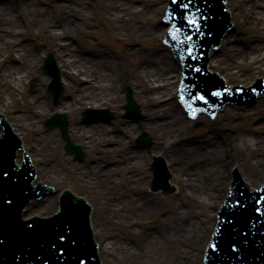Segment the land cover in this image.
<instances>
[{
	"label": "bare ground",
	"instance_id": "bare-ground-1",
	"mask_svg": "<svg viewBox=\"0 0 264 264\" xmlns=\"http://www.w3.org/2000/svg\"><path fill=\"white\" fill-rule=\"evenodd\" d=\"M49 1L0 0V81L3 87L0 91V109L7 110L6 115L10 123L20 135L25 137V134L35 132L30 135L32 138L27 140L26 150L30 151L33 162L41 163V169L48 174L49 180L57 185H65L66 178L62 175L57 177L56 164H49L48 158L45 159V156L41 155L40 141L43 136L36 127L43 116L49 115L50 110L54 111L49 103L50 99L37 97L40 91L25 95V83L39 72L41 57L38 56L37 48L19 41L23 36V26L26 24L35 27L36 32L43 33L53 46L55 44V56L61 64L63 84L70 88V98L59 101V106L56 107L58 112L76 113L84 106L101 108L104 104L117 107L121 102L122 92L127 87V80L133 82L135 97L144 101L142 120H126L118 116L115 119L119 126L116 131V128L112 129L110 125L101 126L107 133L103 139L97 137L99 132L91 126L92 123L85 121L83 124H75V130L69 131L70 137H75L83 143L86 152L89 150L95 154L91 165L84 163L81 169L75 168L74 177L81 178L82 184L89 189L103 185L107 190L121 184L134 190V198H123L122 205L119 202L112 203L108 197L102 202V209L110 212L113 224L117 223L115 216L120 214L134 217L126 223L120 221L124 225L130 224V227L135 219L141 217L139 214H154V218L158 213L164 214L163 209L157 211L156 208L160 205L153 198L154 195H145L143 184L138 182L148 175L145 169L147 155L144 157V154H139L138 150L130 146L129 141V137L134 138L149 131L154 138L153 151L165 157L172 165L171 171L175 174L171 178V184L180 183L178 197L168 207L166 216L158 217L167 223L163 228L158 227L144 236L138 235L133 244L143 250L148 248V264H202L205 246L217 223V211L228 192L232 167L245 168L246 172V167L242 166L246 165L242 156L249 153L255 169L251 175L241 170L243 176L254 187H259L264 181V120L261 119L264 97L254 105H242V109L233 112L234 118L246 113L252 114L255 124L250 123L245 129L235 122L227 124L220 121L221 128L217 131H208L206 128L209 125H205L206 131H202L198 138L185 136L182 140L183 147H178L175 144L179 140L171 138L184 131L188 123L192 122L185 120L183 109L177 104L176 94L182 66L172 60L170 52L165 48H155L154 53L150 54L146 47L127 48L122 51L126 60L124 62L121 57L118 58L108 50L100 52L84 49L79 43L65 40L71 39L72 32L79 27L77 20L80 15H84V7L78 4L81 0H77V3L71 0L76 5L73 8L66 0L57 3L55 8ZM146 1L153 2V7L145 4ZM166 1L104 0L103 5L105 16L113 28L117 27L121 35L131 32L130 38L135 40L133 45L139 46L141 41H145L146 35L154 38L163 37L166 33L168 24H153L156 21L153 15L165 12ZM227 1L233 18L241 15L244 29L253 31V38L246 43L242 40L235 42L234 36L229 33L223 39L224 44L230 41L235 43L223 45L225 49L222 55L221 52L213 53L209 68L219 71L231 85L247 86L254 80L251 75L262 73L264 70V0ZM130 2L132 6L129 5ZM132 19L136 20L137 25L132 26L127 22ZM147 19L153 21L150 26L144 24ZM131 54H137L140 59L131 61ZM4 91L9 93L12 103H7ZM19 95L22 96L24 105L17 114L12 109L15 97ZM226 109L227 107L225 112ZM223 114L224 112L218 114V120ZM120 130L127 138L116 134ZM118 141L120 143L114 145ZM102 142L105 144L104 148L97 145ZM18 156V163H21L22 151H18ZM105 156L107 159H104ZM116 174H119V179L115 177ZM130 180H134V183L131 184ZM37 181L34 184H37ZM58 197L59 193L46 196L41 201L31 202L27 205L25 218L40 214L50 215L47 211L57 202ZM57 208L56 206L51 214ZM93 222L95 236L108 239V242L101 246V250L112 257V264H130L136 259V252L128 241L125 243L124 235L114 233L112 226H106L102 221Z\"/></svg>",
	"mask_w": 264,
	"mask_h": 264
},
{
	"label": "rangeland",
	"instance_id": "rangeland-1",
	"mask_svg": "<svg viewBox=\"0 0 264 264\" xmlns=\"http://www.w3.org/2000/svg\"><path fill=\"white\" fill-rule=\"evenodd\" d=\"M49 1V0H48ZM63 0H50L49 3L51 6H55L57 5V3H62ZM76 1L77 0H73ZM66 2L68 4H71V7H75L76 5L74 3L71 2V0H66ZM104 0H81V3H78L81 7H84L83 10V14L84 15H80L79 19L77 20L79 27L76 29V31H73L71 34V39H65L71 42H75V43H79L81 44V47H83L84 49H89V50H95V51H102V50H108L110 51L112 54L116 55L118 58L121 57L122 61L126 62L124 56L122 55V51L123 50H127V48L131 49V48H136L138 47V49L142 48V47H146L147 51L152 54L156 49H160L164 48L163 43L161 41L162 37H151L146 35L145 41H141L138 45H133L135 44V40L134 38H130L131 32H127L125 35H121V33L119 32V30H117L116 28H113V25H111L108 22L107 17L105 16V12H104V8L105 5H103ZM163 3V2H162ZM145 4H149L150 7H153V2H148L146 1ZM131 2H130V4ZM233 9H235V6H233ZM130 8L128 9V11L130 12ZM237 10V9H236ZM163 13H160L159 15H153V17L156 19V21H150V19H147V21L142 20L143 22L145 21V25L146 26H150L151 22L153 24H159L161 22V17H162ZM23 18H25L22 15ZM132 17V16H131ZM234 21L236 22V32L235 33H231L230 36H234V41L238 42L239 40H242V42H249L250 38H253V31H246L244 29V25H243V19L241 17V15L234 19ZM130 25L135 26L137 25V22L135 19H132L131 21H127ZM36 24V22H34ZM23 36L21 38H19L21 43H29L30 45H32L33 47L38 49V56H40L42 58V61L40 62V66L38 67V71L37 74H35L33 77H30L27 80V83H25V95L28 96L30 95L32 92L34 91H40L37 94V97H46L48 99H50V104L52 106V108H56L57 106H59V103L62 100L68 99L70 98L69 96V87H67V85L64 86V95L62 96L60 102L58 104H54L53 98L52 96H50L51 94L48 92V82L51 80V77L49 75H46L44 77V70L42 68V65L44 64V55H48L49 52L54 53L55 55V49L53 46V43L50 42L48 37H45L43 35V33H38L35 31V27L32 26H23ZM68 36V35H67ZM235 42H226V45H230L233 44ZM132 44V45H131ZM166 49V48H165ZM225 48L221 49V55L222 52L224 51ZM168 51V50H167ZM46 52V53H45ZM249 57L251 55H248ZM56 57V56H55ZM13 59V57H12ZM14 59H18V57H14ZM130 59L131 61H138L140 59V57L137 54H131L130 55ZM56 61H57V65L60 69V72L62 70L61 68V64L60 62L57 60L56 57ZM225 63V62H224ZM127 70H129V68H127ZM125 72V71H124ZM262 73H259L261 75H259L258 73H255L253 75H251V78L253 77L254 79L264 75V70L261 71ZM62 74V72H61ZM35 79L36 80V86H32L31 85V81ZM67 83V82H66ZM127 87H131L132 91H133V96L135 97L134 93L136 92V89L133 85V82H130L129 80H127L126 83ZM127 87H125V89L122 92V99L121 102H119L117 107H114L113 105H109V104H104V106H101L102 108H108L110 109L113 113H114V117L107 123L104 122H99L96 124H91V126L95 127V130H97L98 135L97 137L99 139H103L104 134L107 133L105 131L104 128H101V126L103 125H110L112 129L116 128L114 131L117 130V128H119V126H117V124L115 123V119L118 116H121L122 118L126 119V120H137L140 119L142 120L144 117V105H143V100L141 99H137L135 97V100L137 101V103L140 106V117L139 118H130L126 115L125 110H123V106L126 103V92H127ZM2 83L0 81V91H2ZM6 94V101L7 103L10 102L12 103V99L9 96V93L7 91H4ZM42 93V94H41ZM23 101H22V96L19 95V97H15V103H14V107L12 110H15V113L19 112L20 110L23 109ZM90 107V106H88ZM87 107L84 106L81 110L77 111L76 113H66L69 117L70 120V130H75V124L78 123H82L83 124V120H82V116L81 113L82 111H84ZM242 109L240 108V105H234V106H227L226 112L224 110V114L221 115V119H217L213 122H211V120H209L206 116L201 117L199 120L193 122V123H188V127L182 131V132H178V136H176L177 138H182V137H191V139H196L198 138L202 131L205 130V125H209L208 131L212 130V131H217L219 127V123L220 121H225V123L227 124H231L233 122L237 123L240 125V127H244L245 129L248 128V125L250 123H253L254 121V117L252 114L250 113H246L243 114L239 117L234 118L233 112L234 110H239ZM26 110V109H25ZM56 110V109H54ZM4 111H7L6 109H4ZM3 110L0 109V112H4ZM50 114L43 116L41 118V121L39 124H37V129H40L39 132L41 133V135L43 136V139L40 141V145H41V149H42V156H45V159L48 158L49 164H56V170H58V175L57 177L59 178L60 175L64 176L66 178V184L65 185H57L54 182H52L51 180H49L48 178V174L46 175L45 171L43 169H41V163H35L37 169L38 166L40 167L39 169V179L42 180L43 182L49 184V185H54L56 186V188L58 189V191H61L62 189H71L72 191H76V194L78 195H82L83 197H85L88 201H90L92 203V205L94 206V221L97 222H104L107 225H110L111 229L114 231V233H118L120 235H124L125 237V243L128 241L129 245L133 246V250L136 252V259L133 260V262H131L130 264H148L147 263V253H148V248H143L142 247H138L137 245L133 244V242H135V240H137V236L141 235L144 236L149 232H153L154 229L159 228H163V226L167 223L166 221H161V220H157V218L160 217H165L166 216V211L168 209L169 206H171L174 202L175 199L178 197V188H179V183L180 182H174L172 183L175 186V191L170 194V195H163L160 192H154L151 191L150 189V182H151V175H152V171L150 170V162H152V158L154 157V155H157L155 153V151H153V146H154V138L151 135V133L149 131H145L144 133L148 134L151 138V144L149 145V147H142L138 144H136L137 142V137H129V141H130V146L136 150L139 151V154H144L147 155L146 158V164H145V169L148 172V175L144 178V180L142 181H138L140 184L142 185V188L145 191V195H154V199L156 201L159 202V205L157 209V211L159 209H163L164 210V214H156L157 217L154 218V214L152 215H138L141 216L139 217V219H135L133 225L131 227H136L131 228L130 224L129 225H124L122 222L120 221H124V223L128 222V220H130L131 218L133 219L134 217H132L131 215H117L115 216V218H117V223L113 224L112 223V216L110 215L109 211H105L102 209V202L104 201V199H108L112 200V203L115 204V202H119L120 205L124 204L123 203V198L127 197V196H131V199L134 198V194L132 192H134V190H130L129 188L125 187L124 185H117L113 188H109L107 190H105V188L103 187V185L97 186V187H93L92 188H86L84 186V184H82L81 178L79 177H74V171L75 168L76 169H81L80 167H82V165L85 164H92V158H94L93 156H95V154L93 152H85V148L83 143H81L80 141H78L75 137H71L70 139L75 142L78 143L80 145H82V148L85 152V157L83 161H78L74 159V156L72 154H70L69 152H67V150L65 149V142L61 137V132L59 129H48L47 127H45L44 123L45 121L52 116L51 110L49 111ZM228 113V115H227ZM18 114V113H17ZM237 115V114H236ZM235 115V116H236ZM183 116L185 117V120L188 121V117L185 115V113H183ZM261 119L264 120V112L261 114ZM255 124V123H253ZM116 126V127H115ZM2 130V129H1ZM73 130V131H74ZM206 131V130H205ZM16 132V131H15ZM18 133V132H17ZM33 134H35V132H29V135L25 134V137L23 138L24 141L27 143V140L29 139V137H31ZM119 137H123V138H127V136L124 135V132H121V130L119 131V133H116ZM143 134V133H142ZM31 135V136H30ZM24 136V135H23ZM197 136V137H196ZM32 138V137H31ZM175 137L173 136L171 139H174ZM176 138V139H177ZM183 139V138H182ZM237 142V141H236ZM120 143V141H118L117 144L114 145H118ZM184 142L181 141L179 143L176 144V146L178 147H183ZM236 144V143H235ZM99 145V147L104 148L105 144L104 142H102L101 144H97ZM149 157V158H148ZM244 162L246 163V165H242L244 167H246V172H249V174H252V171L255 169V167L252 165L251 161H250V155L249 153L245 154L242 156ZM104 159H107V156H105ZM164 159L166 160V158L164 157ZM37 162V161H36ZM166 162L169 164V162L166 160ZM81 165V166H79ZM168 170L171 174V176H174V172L171 171V165H168ZM245 169V168H244ZM242 169V172L245 170ZM72 171V172H71ZM232 171V170H231ZM45 172V173H44ZM245 172V173H246ZM137 175V174H136ZM116 178H120L119 174H116L115 176ZM171 181V180H170ZM130 183H134V180H130ZM95 188L97 190H95ZM126 188V189H124ZM105 191V193H103ZM130 203V202H129ZM128 203V205H129ZM126 204V203H125ZM56 205H58V201L55 202L53 204V206L47 211V214H50L54 208H56ZM126 206V205H125ZM127 207V206H126ZM155 211V210H154ZM156 211V213H157ZM137 217V216H135ZM144 221H146V225H144ZM120 222V223H119ZM152 228V229H150ZM98 239V238H96ZM100 240V241H99ZM98 242L102 244H104L105 242H108V239L106 238H100L98 239ZM163 257H165V255H163ZM112 257L105 254L104 253V264H112ZM162 259V258H161ZM103 260V259H102ZM203 262V261H202Z\"/></svg>",
	"mask_w": 264,
	"mask_h": 264
},
{
	"label": "water",
	"instance_id": "water-1",
	"mask_svg": "<svg viewBox=\"0 0 264 264\" xmlns=\"http://www.w3.org/2000/svg\"><path fill=\"white\" fill-rule=\"evenodd\" d=\"M159 24H162V25H165V26H167V24H164L163 22H161V23H159ZM236 32V28H235V30H233L232 31V33H235ZM226 36H228V34L226 35ZM225 36V37H226ZM218 53H220V50H219V52ZM212 51H210L209 52V56H211L210 57V59L212 60ZM210 63H211V61L209 62V66H210ZM217 71V70H216ZM262 99V98H261ZM257 101H255V103H256ZM254 102L253 103H247V104H243V105H254L255 104ZM0 113H5V112H0ZM6 118L8 119V116H6ZM60 118H62V117H57L55 120H52V124H54L55 123V121H58ZM8 122L10 123V121H9V119H8ZM11 124V123H10ZM12 125V124H11ZM60 125H62V129H63V133H64V136H65V138L66 139H68V134H67V121H66V119H64V121H63V124H60ZM13 126V125H12ZM14 128V127H13ZM15 131V130H14ZM17 133V132H16ZM67 148H68V150H70V151H74V152H79L78 151V149H76V147L72 144V143H69L68 145H67ZM29 152V154H30V151H28ZM30 156H31V154H30ZM17 158L19 159V156H18V152H17ZM18 159H17V163H18ZM31 159H32V157H31ZM32 161H33V159H32ZM35 163V162H34ZM35 167H36V165H35ZM36 169H37V167H36ZM238 169H240V167L238 168ZM38 175H39V173H38ZM75 193H76V191H74ZM58 194V193H57ZM50 196V195H49ZM35 201V200H34ZM231 201H232V199H231ZM33 202V201H32ZM90 202V201H89ZM91 203V202H90ZM92 204V203H91ZM9 206L8 205H6L5 204V201H3V200H1L0 201V212L2 211V209H6V208H8ZM229 210H230V208H228L226 211H225V215L226 216H228L229 215ZM9 215V214H8ZM26 215H27V206H26V211H25V214H24V218L26 217ZM1 216V215H0ZM6 221H9V222H11V220H10V216H8L7 218H6ZM258 221H261V218H258ZM91 225H92V228H93V232L95 233V229H94V222H93V220L91 221ZM26 227V226H25ZM25 227L21 230V233H19V237L21 238V239H23V240H25V241H23L22 243L23 244H26V245H30L31 247H33L34 246V235L32 234V233H30V230H28V229H25ZM98 242V241H97ZM27 249V248H26ZM215 257V253H214V251H210V255H209V258H210V260H209V263L211 264V262H212V260H213V258ZM103 262H104V260H103Z\"/></svg>",
	"mask_w": 264,
	"mask_h": 264
},
{
	"label": "snow or ice",
	"instance_id": "snow-or-ice-1",
	"mask_svg": "<svg viewBox=\"0 0 264 264\" xmlns=\"http://www.w3.org/2000/svg\"><path fill=\"white\" fill-rule=\"evenodd\" d=\"M173 2L179 4L180 3V0H173ZM188 7H189L188 4H183L182 5V8L184 10H187ZM177 19H179V17H177ZM184 19H185V21L187 23V26L190 29H192L195 32H199L200 31L199 19L194 14L191 15V16L188 15V14H185ZM181 32H182V29L181 28L173 26V28L170 31V35H172L174 39L179 40V37L181 35ZM191 38H192L191 36H185L184 40L183 41H180V42L181 43H188V41L191 40ZM188 55L189 56H192V50L191 49L189 50ZM197 71H199V70L197 69ZM214 94L215 95H220V93H214ZM198 99L206 102L204 96H202V95L199 96ZM7 203L8 204H11L12 201L9 200V201H7ZM68 211L69 212L74 211V209H73V207L71 205H69ZM27 227L31 228V225H27ZM3 243H4V241L3 240H0V245H2ZM211 247L213 248L214 251L217 250V246L216 245H212Z\"/></svg>",
	"mask_w": 264,
	"mask_h": 264
}]
</instances>
